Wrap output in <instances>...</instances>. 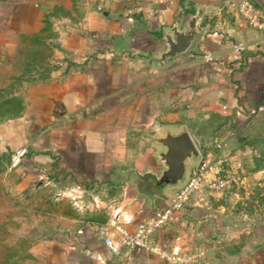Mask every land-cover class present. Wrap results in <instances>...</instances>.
Instances as JSON below:
<instances>
[{
    "label": "crops",
    "instance_id": "crops-1",
    "mask_svg": "<svg viewBox=\"0 0 264 264\" xmlns=\"http://www.w3.org/2000/svg\"><path fill=\"white\" fill-rule=\"evenodd\" d=\"M195 12L189 47L153 64L162 30ZM31 42L47 45L55 67L22 90L21 114L0 122V156L23 150L13 166L21 179L61 176L71 190L103 193L31 244V264H172L122 247L114 230L110 251L93 224L135 229L178 189L150 199L134 176L162 170L151 137L183 129L195 144L264 126V32L226 0H168L161 10L148 0H0V63Z\"/></svg>",
    "mask_w": 264,
    "mask_h": 264
},
{
    "label": "rangeland",
    "instance_id": "rangeland-1",
    "mask_svg": "<svg viewBox=\"0 0 264 264\" xmlns=\"http://www.w3.org/2000/svg\"><path fill=\"white\" fill-rule=\"evenodd\" d=\"M49 52L47 45L31 42L0 63L2 111L19 102L16 114H21L22 90L55 67ZM216 141L222 147L209 177L222 185L200 188L172 213L155 240L171 254L200 250L202 264H264V126L195 146L203 153ZM14 167L0 160V264H31L27 247L61 229L67 219L61 215L84 211V200L93 203L103 193L71 190L61 176L21 179Z\"/></svg>",
    "mask_w": 264,
    "mask_h": 264
},
{
    "label": "built area",
    "instance_id": "built-area-1",
    "mask_svg": "<svg viewBox=\"0 0 264 264\" xmlns=\"http://www.w3.org/2000/svg\"><path fill=\"white\" fill-rule=\"evenodd\" d=\"M148 1L157 10L163 9L168 2V0ZM226 4L237 12L247 27L264 32V15L251 0H226ZM221 145L220 142L216 141L212 150H205L203 153L198 152V162L190 169L185 184L173 192L166 205L154 208L139 227L129 229L118 222L93 224V229L102 236L103 244L110 251H115L113 241L109 237V232L114 230L120 236L121 246L126 249L149 251L172 264H202L203 253L200 250L193 253L184 251L171 254L156 242L155 236L160 228L167 223L172 213L182 208L186 201L200 188L222 185L221 180L213 182L214 180L209 177V170L212 169L215 159L220 154ZM22 154L23 150L16 151L11 158L10 166H14Z\"/></svg>",
    "mask_w": 264,
    "mask_h": 264
},
{
    "label": "water",
    "instance_id": "water-1",
    "mask_svg": "<svg viewBox=\"0 0 264 264\" xmlns=\"http://www.w3.org/2000/svg\"><path fill=\"white\" fill-rule=\"evenodd\" d=\"M199 31V16L195 12L180 28L173 24L162 30L161 40L164 50L157 55H148V59L153 64H157L182 54ZM150 139L159 147L155 156L161 163L162 170L157 176L148 172L143 174L133 172V174L140 186L148 190L150 199H153L155 196H161L165 188L182 187L187 180L188 163L198 161L199 153L194 142L183 129L175 133L165 131L162 135Z\"/></svg>",
    "mask_w": 264,
    "mask_h": 264
},
{
    "label": "trees",
    "instance_id": "trees-1",
    "mask_svg": "<svg viewBox=\"0 0 264 264\" xmlns=\"http://www.w3.org/2000/svg\"><path fill=\"white\" fill-rule=\"evenodd\" d=\"M251 2L254 4V6L257 7L256 2H255L254 0H251ZM257 8H259V7H257ZM13 100H15V99L11 98V99L8 100V102H11V101H13ZM21 108H22V104H20V103L18 102V106L16 105V107L13 106V107H11L10 109L7 108V109L4 110V111H2V110L0 109V122L6 120L9 116H13V114L16 116V115H17L16 113H18V111H19ZM17 116H18V115H17ZM250 122H251V121H249V123H250ZM0 160H5V162L8 163L9 165H10V163H11V158H9V157H4V156H2V155L0 156ZM27 249H28V247H27ZM27 253H28V252H27ZM28 255H29V254H28Z\"/></svg>",
    "mask_w": 264,
    "mask_h": 264
}]
</instances>
